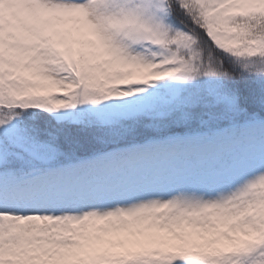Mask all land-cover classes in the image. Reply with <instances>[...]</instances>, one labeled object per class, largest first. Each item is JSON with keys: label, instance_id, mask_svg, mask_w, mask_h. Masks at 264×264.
Masks as SVG:
<instances>
[{"label": "snow or ice", "instance_id": "obj_1", "mask_svg": "<svg viewBox=\"0 0 264 264\" xmlns=\"http://www.w3.org/2000/svg\"><path fill=\"white\" fill-rule=\"evenodd\" d=\"M0 264H264V0H0Z\"/></svg>", "mask_w": 264, "mask_h": 264}]
</instances>
